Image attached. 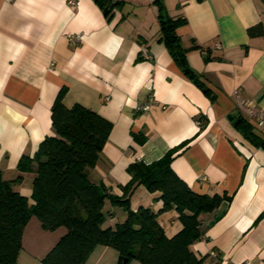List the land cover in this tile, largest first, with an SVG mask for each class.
I'll return each instance as SVG.
<instances>
[{
	"label": "crops",
	"instance_id": "obj_1",
	"mask_svg": "<svg viewBox=\"0 0 264 264\" xmlns=\"http://www.w3.org/2000/svg\"><path fill=\"white\" fill-rule=\"evenodd\" d=\"M73 1L0 0L2 178L30 200L35 175L17 165L53 135L51 108L61 94L66 108L81 105L112 125L91 182L121 197L131 164L177 150L171 168L193 192L230 198L201 216L203 238L191 251L203 264H264V149L247 141L234 121L243 118L257 137L264 131L232 94L239 90L253 112L264 110V0H163L170 18L185 20L176 28L179 45L208 93L183 74L160 39L154 0H111L120 6L109 15L95 0ZM69 36L79 41L70 43ZM159 197L140 185L129 206L159 213L158 224L172 238L182 225L174 209L160 212ZM103 212L105 229L126 219L108 201ZM65 234L62 227L44 230L31 217L17 264H43ZM118 260L115 250L97 246L84 264Z\"/></svg>",
	"mask_w": 264,
	"mask_h": 264
},
{
	"label": "trees",
	"instance_id": "obj_2",
	"mask_svg": "<svg viewBox=\"0 0 264 264\" xmlns=\"http://www.w3.org/2000/svg\"><path fill=\"white\" fill-rule=\"evenodd\" d=\"M95 2L106 15L120 6L111 0ZM154 4L159 12L160 39L183 74L208 93L187 66L185 52L179 45L176 28L185 20L170 18L163 0H154ZM51 124L53 135L39 144L33 156L23 155L17 165L19 172L35 175L30 200L15 191L12 182L4 180L0 172V264H17L23 229L31 217H36L44 230L66 229V234L42 259L43 264H84L97 246L115 249L118 264H129L131 260L140 264H203V258L191 251V246L203 238L200 218L230 198L193 192L171 168L177 150H169L150 164H131L127 169L129 183L122 187L121 197L114 196L103 184L89 179L111 123L81 105L66 108L60 94L51 108ZM234 127L253 146L264 149V138L255 136L243 118L235 119ZM140 185L150 193L160 194V212L176 211L182 229L172 238H167L158 224L159 213L146 208L136 212L130 209L131 194ZM106 201L126 212L125 221L113 229L102 227Z\"/></svg>",
	"mask_w": 264,
	"mask_h": 264
},
{
	"label": "built area",
	"instance_id": "obj_3",
	"mask_svg": "<svg viewBox=\"0 0 264 264\" xmlns=\"http://www.w3.org/2000/svg\"><path fill=\"white\" fill-rule=\"evenodd\" d=\"M65 1H67L68 4L71 6L75 5V2L73 0H65ZM68 40L70 43L75 44L76 42L79 41V36H69ZM143 59H149V56L146 53H144ZM232 94L236 100V105L255 120L256 126L259 130L264 131V110H260L255 113L253 112L252 105L250 104V102L241 97V93L239 90H234ZM141 110L146 111L148 110V107L144 106L141 108ZM196 123L199 124V121L196 120ZM212 256L216 257V254L212 253ZM240 264H249V263L245 261Z\"/></svg>",
	"mask_w": 264,
	"mask_h": 264
},
{
	"label": "rangeland",
	"instance_id": "obj_4",
	"mask_svg": "<svg viewBox=\"0 0 264 264\" xmlns=\"http://www.w3.org/2000/svg\"><path fill=\"white\" fill-rule=\"evenodd\" d=\"M62 228H64V227H62ZM111 248V247H110ZM112 250H115V249H113V248H111ZM115 252H117L116 250H115ZM88 259V258H87ZM134 260H131L129 263H131V262H133ZM136 261V260H135ZM138 262V261H137ZM119 263V260H118V262H117V264ZM140 263V262H139Z\"/></svg>",
	"mask_w": 264,
	"mask_h": 264
},
{
	"label": "water",
	"instance_id": "obj_5",
	"mask_svg": "<svg viewBox=\"0 0 264 264\" xmlns=\"http://www.w3.org/2000/svg\"><path fill=\"white\" fill-rule=\"evenodd\" d=\"M124 262H126V260H124Z\"/></svg>",
	"mask_w": 264,
	"mask_h": 264
}]
</instances>
